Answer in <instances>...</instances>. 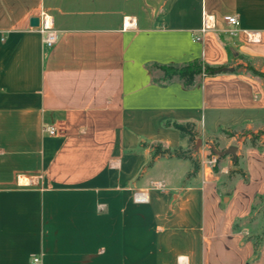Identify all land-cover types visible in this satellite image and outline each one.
<instances>
[{"label": "crops", "instance_id": "crops-1", "mask_svg": "<svg viewBox=\"0 0 264 264\" xmlns=\"http://www.w3.org/2000/svg\"><path fill=\"white\" fill-rule=\"evenodd\" d=\"M42 14L50 47L29 26ZM195 59L232 71L153 82L150 66ZM247 64L264 72V0H0V264H264V243L253 261L248 229L232 231L264 193V145L238 151L248 179L229 197L231 159L214 173L206 155L220 128L264 131V79ZM167 122L201 139L190 178L188 161L146 167L152 143L189 148Z\"/></svg>", "mask_w": 264, "mask_h": 264}, {"label": "trees", "instance_id": "trees-1", "mask_svg": "<svg viewBox=\"0 0 264 264\" xmlns=\"http://www.w3.org/2000/svg\"><path fill=\"white\" fill-rule=\"evenodd\" d=\"M221 68V66L208 65L199 59H195L179 65L154 64L150 66V69L155 72V76H153L154 83H157L159 85H166L173 81H179L186 88L193 86L200 78L210 77L220 73ZM245 69L252 75L264 79V72L254 69L250 64H247ZM156 73L158 75H156ZM166 124L167 126H170L173 129L177 130L182 137H187L189 143H195L199 139L198 134L194 131V125L192 123L167 122ZM218 132L226 134L229 137L234 136L233 133H228L229 130L226 129L220 128ZM243 136H249L247 146L262 149L264 145V139L261 140V138L264 137V131H258L256 133L247 131L245 134H243ZM149 146L151 148V152L149 161L146 164L147 168H150L156 159L167 158L188 161L191 165V170L187 173V178L194 176L199 169V161L196 157L192 156L193 151L190 147L187 149H182L180 147L166 148L163 147L160 143H152ZM213 148H215V145H213ZM225 157L226 155L216 156L215 164L212 166V171L214 173L219 172V162ZM231 163L232 167H235L236 169L229 170L227 174L221 176L217 185V189L221 193L222 197H229L231 195V189L236 178L242 179L243 181H247L248 179V174L246 173L244 168L240 166L239 157H237L234 161H232L231 159ZM263 202L264 193L256 194L254 196L249 215L243 218L235 219L232 225L233 232L239 231V229L242 227L248 229V234L244 239L245 241H249L252 244L253 261L258 260L261 248L264 243V208L262 207Z\"/></svg>", "mask_w": 264, "mask_h": 264}, {"label": "built area", "instance_id": "built-area-1", "mask_svg": "<svg viewBox=\"0 0 264 264\" xmlns=\"http://www.w3.org/2000/svg\"><path fill=\"white\" fill-rule=\"evenodd\" d=\"M224 20L231 26L230 28L225 29V32L231 36H234L236 34V27L238 26L239 22L235 16H226L224 17ZM39 31L43 34V43L50 47L52 46L56 39L57 34L53 30L51 25V19L48 18L45 15H40L39 17V26L37 27ZM196 40H199V38H195ZM49 135H55L56 130L53 127H46L44 129ZM215 156H212L211 159H209V163L215 164ZM155 187H162V184L160 182L154 183ZM132 200L134 203L141 204L146 203L148 200L147 193L144 191H134L132 194ZM39 259L38 257H32L30 260V264H38ZM178 264H187L186 260L183 257L178 258Z\"/></svg>", "mask_w": 264, "mask_h": 264}, {"label": "rangeland", "instance_id": "rangeland-1", "mask_svg": "<svg viewBox=\"0 0 264 264\" xmlns=\"http://www.w3.org/2000/svg\"><path fill=\"white\" fill-rule=\"evenodd\" d=\"M247 131H250V130H246L243 126L230 129V131L228 133H233L234 135L237 134V136L233 140H231V137H229L228 135L220 133V132L214 134L213 136H205L206 139L211 140L210 144L206 148L207 149L206 150L207 151V154H206L207 157L209 159H211L212 156H215V159H216V155H214L212 150H211V147H213V145H215V149L217 151L224 150L227 147L234 145V146L238 147L236 154H237V157H240L241 154H238V151L240 152L241 151L240 149L244 148L248 144L249 136H243V134H245ZM258 131H261V130H257V132ZM262 138H261V140H262ZM199 139H200V137H199ZM195 145H196V142L195 143L194 142L189 143V147L192 148V151H198V149L202 147V143H201V145L195 150L194 149ZM227 157L229 159H231V157L229 155ZM231 166H232V164H231ZM240 166H242V168H243V161H241V160H240ZM262 207L264 208L263 203H262Z\"/></svg>", "mask_w": 264, "mask_h": 264}, {"label": "water", "instance_id": "water-1", "mask_svg": "<svg viewBox=\"0 0 264 264\" xmlns=\"http://www.w3.org/2000/svg\"><path fill=\"white\" fill-rule=\"evenodd\" d=\"M29 26L31 28H37L39 26V17H31L29 19ZM221 71H232L231 68H222ZM201 145V139H198L196 141V145L194 147V149L196 150L199 146ZM212 151L214 153V155L216 156H223V155H226V156H230L232 161L236 160L237 158V147L234 146V145H231L229 147H227L226 149L224 150H220V151H217L215 148L212 147ZM236 168L233 167L232 170H235ZM225 200H227V198H225ZM263 206H264V202H263Z\"/></svg>", "mask_w": 264, "mask_h": 264}]
</instances>
